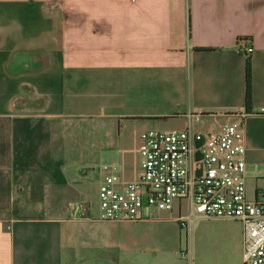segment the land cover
<instances>
[{"label": "crops", "instance_id": "0c3cea01", "mask_svg": "<svg viewBox=\"0 0 264 264\" xmlns=\"http://www.w3.org/2000/svg\"><path fill=\"white\" fill-rule=\"evenodd\" d=\"M242 37L253 47L251 113ZM262 108L264 0H0V264L98 260L91 209L76 188L81 169L63 157L68 132L71 145L98 143L101 133L122 158L111 164L134 180L124 151L133 139L140 147L135 125L185 128L192 113L220 130L246 115L247 192L258 199ZM74 118L95 121L75 126ZM120 124L123 136L115 138ZM177 214L160 217L175 221ZM230 250V264H243V231Z\"/></svg>", "mask_w": 264, "mask_h": 264}, {"label": "built area", "instance_id": "2783aa9c", "mask_svg": "<svg viewBox=\"0 0 264 264\" xmlns=\"http://www.w3.org/2000/svg\"><path fill=\"white\" fill-rule=\"evenodd\" d=\"M238 44L246 56L252 54L249 37L239 38ZM185 116L184 129L141 133L137 179L122 178L117 164L103 165L99 219L134 222L177 211L170 219L190 226L198 218H234L243 228V264H264V198L250 199L246 184L241 131L246 115L217 131L198 130L200 114ZM184 202L187 213H182Z\"/></svg>", "mask_w": 264, "mask_h": 264}, {"label": "rangeland", "instance_id": "374dc122", "mask_svg": "<svg viewBox=\"0 0 264 264\" xmlns=\"http://www.w3.org/2000/svg\"><path fill=\"white\" fill-rule=\"evenodd\" d=\"M75 126H86L94 123L90 118L72 119ZM201 123V122H200ZM197 124L198 130L213 129L211 126ZM174 128L184 129L182 126ZM147 129L170 130L164 127H138L135 125L132 134L139 135ZM122 133V124L115 128V138ZM76 134H74L75 136ZM71 134H66L67 144L63 151V157L81 169V199L89 204L91 217L90 223L93 232L91 242L99 247V258L94 264H230L234 252L230 250L234 240L238 243V237L243 231L242 225L237 219L222 217H204L194 220L188 225L177 221L154 218L138 220L134 222H112L99 219L100 197L99 186L101 182L102 167L105 164L117 163L120 165L121 157L117 147L107 148L103 135L99 134V142L93 140L82 143L73 139ZM135 138V137H134ZM122 140V139H121ZM119 144L120 140L115 139ZM139 144L135 139L128 142L124 151V159L129 165V175L137 177L141 173L139 166ZM187 202H184L182 213H187ZM86 230L84 229V232ZM232 235L225 237L227 232ZM84 234V233H83ZM86 234V233H85ZM84 234V237H85ZM86 239V238H85ZM85 241V240H84ZM83 241V243H85ZM89 241V240H88ZM90 242V241H89ZM103 253L109 254L106 261ZM184 253L187 254L184 257ZM190 262V263H189ZM241 264V263H240Z\"/></svg>", "mask_w": 264, "mask_h": 264}, {"label": "trees", "instance_id": "16d2710c", "mask_svg": "<svg viewBox=\"0 0 264 264\" xmlns=\"http://www.w3.org/2000/svg\"><path fill=\"white\" fill-rule=\"evenodd\" d=\"M251 55L246 59L245 67V79H246V88H245V104H246V113H251L252 107V69H251Z\"/></svg>", "mask_w": 264, "mask_h": 264}, {"label": "water", "instance_id": "95a60500", "mask_svg": "<svg viewBox=\"0 0 264 264\" xmlns=\"http://www.w3.org/2000/svg\"><path fill=\"white\" fill-rule=\"evenodd\" d=\"M80 209H81L82 216L84 217L88 216V204L80 205Z\"/></svg>", "mask_w": 264, "mask_h": 264}]
</instances>
